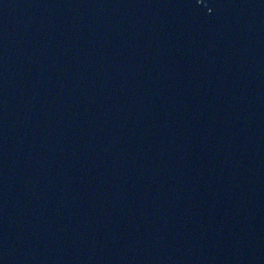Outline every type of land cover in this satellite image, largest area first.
Returning a JSON list of instances; mask_svg holds the SVG:
<instances>
[{
  "label": "water",
  "instance_id": "1",
  "mask_svg": "<svg viewBox=\"0 0 264 264\" xmlns=\"http://www.w3.org/2000/svg\"><path fill=\"white\" fill-rule=\"evenodd\" d=\"M0 264H264V0H0Z\"/></svg>",
  "mask_w": 264,
  "mask_h": 264
}]
</instances>
